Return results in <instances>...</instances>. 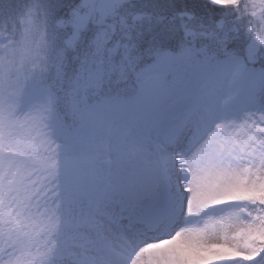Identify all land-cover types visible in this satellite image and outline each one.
Segmentation results:
<instances>
[{
    "label": "snow or ice",
    "instance_id": "snow-or-ice-1",
    "mask_svg": "<svg viewBox=\"0 0 264 264\" xmlns=\"http://www.w3.org/2000/svg\"><path fill=\"white\" fill-rule=\"evenodd\" d=\"M0 264H264V0H0Z\"/></svg>",
    "mask_w": 264,
    "mask_h": 264
},
{
    "label": "trees",
    "instance_id": "trees-1",
    "mask_svg": "<svg viewBox=\"0 0 264 264\" xmlns=\"http://www.w3.org/2000/svg\"><path fill=\"white\" fill-rule=\"evenodd\" d=\"M160 2L163 3L164 0H160ZM185 2H186V0H177V3H178L179 7H184ZM188 2H189V5H190V0H188Z\"/></svg>",
    "mask_w": 264,
    "mask_h": 264
}]
</instances>
